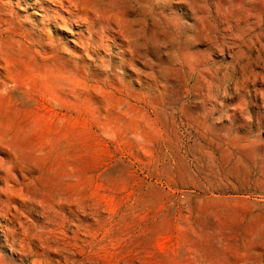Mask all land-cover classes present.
I'll return each mask as SVG.
<instances>
[{
    "label": "rangeland",
    "instance_id": "374dc122",
    "mask_svg": "<svg viewBox=\"0 0 264 264\" xmlns=\"http://www.w3.org/2000/svg\"><path fill=\"white\" fill-rule=\"evenodd\" d=\"M0 264H264V0H0Z\"/></svg>",
    "mask_w": 264,
    "mask_h": 264
}]
</instances>
